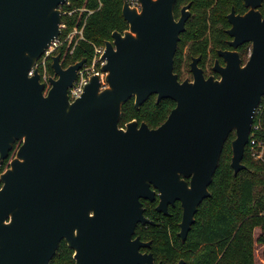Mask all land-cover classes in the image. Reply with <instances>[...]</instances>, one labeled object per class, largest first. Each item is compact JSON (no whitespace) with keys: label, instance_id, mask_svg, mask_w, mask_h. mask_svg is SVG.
Returning a JSON list of instances; mask_svg holds the SVG:
<instances>
[{"label":"water","instance_id":"95a60500","mask_svg":"<svg viewBox=\"0 0 264 264\" xmlns=\"http://www.w3.org/2000/svg\"><path fill=\"white\" fill-rule=\"evenodd\" d=\"M66 1L0 0V161L15 149L0 174V264H49L61 241L75 264H155L141 251L151 242L134 237L138 224H153L141 199L157 193L164 214L178 201L177 236L185 242L231 132L230 165L234 174L246 168L264 95V18L253 9L260 0H245L250 11L227 16L230 44L253 43L247 62L219 52L225 65L216 61L215 79L195 58L193 79L183 81L174 55L190 4L176 19L177 0H140V10L123 0L128 27L104 45L105 84L92 75L72 101L68 88L86 57L63 68L60 54L53 56L47 91L35 67L61 33ZM153 94L175 102L163 123L119 125L127 101L138 109Z\"/></svg>","mask_w":264,"mask_h":264},{"label":"trees","instance_id":"16d2710c","mask_svg":"<svg viewBox=\"0 0 264 264\" xmlns=\"http://www.w3.org/2000/svg\"><path fill=\"white\" fill-rule=\"evenodd\" d=\"M68 1L72 8L86 5L94 10L86 20L84 36L95 45H105L106 41L111 40L113 31L123 32L128 27L121 13L122 0H100V6L98 0ZM189 1L192 15L180 35L174 56L176 74H179L181 61V40L190 32L192 25L199 24L204 30L208 23H222L226 26L225 13L236 0H177V4L179 6ZM209 8L210 11L207 10ZM62 19L67 29L71 30L78 20V14L63 16ZM92 53L93 46L82 41L75 48L69 62H76L83 57L90 61ZM48 65L52 72L50 61ZM174 106L175 102L167 98L157 102L153 94L137 109L134 99H130L122 107L119 125L122 127L136 119L139 123H147L150 128H156L165 121ZM255 125H260V130L252 128V133L255 132L256 138L264 140V95L254 115ZM233 137L230 134L224 144L218 167L209 185L211 195L198 207L195 223L184 243L177 236L182 213L178 202L170 216H153L155 211L149 210L146 216L153 219L156 225L136 228V236L142 240H152L151 251L162 264H174L179 259H183L184 264H261L255 262V243L264 246V160H254L246 146L243 158L246 168L234 174L230 165V143ZM6 167V161H0V174ZM256 228L261 233L255 240ZM49 264H75L73 251L64 241L60 242Z\"/></svg>","mask_w":264,"mask_h":264},{"label":"flooded vegetation","instance_id":"af4514ba","mask_svg":"<svg viewBox=\"0 0 264 264\" xmlns=\"http://www.w3.org/2000/svg\"><path fill=\"white\" fill-rule=\"evenodd\" d=\"M187 4H190V7L188 8V10L190 12V16H189L188 20L190 19L191 15H192L191 2L190 1L187 2V3H181V4H179V6H178L177 1H176L175 7H174V15H175L176 19L180 18L181 9L184 6H186ZM232 9L234 10V14L235 15H240L241 16V15H244L248 11L251 10V5L246 6L245 5V0H236V1H234L230 5L229 10L225 13L226 21H227V25L226 26H223L222 23H216V24H209L208 23V25L206 26V28L203 31V33H201L200 35L195 36L194 38H196V39H194V40H192L190 42V44L188 45L187 49H185L183 47V45H182V48H181V51H180L181 61L179 63L180 66L178 67L180 75L177 73V75H178V77H179V79L181 81H183L185 79H188V80H192L193 79V72L191 71V62L195 58H199V60L197 62V66L202 70L203 75L206 78L212 76L215 79H220L221 78V75L217 71L214 70V65H215L216 61H218V64L220 66H224L225 65L224 58H223V56H221L219 54V52H228V53L237 54V56H238V58H239V60L241 62V65H244L247 62V60L249 59V57L251 55L252 48H253L252 41L243 42V43H241V44H239L237 46H233V45L230 44V42L233 41L234 38H233V36H231L228 33V30L231 28V23L229 22L227 16L231 12ZM253 9H254V11L259 12L261 17L264 18V0H260L259 4H257V6H255ZM207 10L210 11V8L207 9ZM188 20L186 21V24H187ZM186 24H185V29H186ZM177 49H178V45H177ZM184 72L187 75L183 76ZM230 134L234 135V137H233V139H234L235 138V133L231 132ZM230 134H229V136H230ZM229 136H228V138H229ZM233 139H231V142H232ZM14 151H15V149L10 152L8 159L4 160V161H6L7 167L9 166V160H11L12 159L11 157L14 156V154H13ZM141 202H142V206H143V209H144V216L148 220L152 221L153 224H150V223L138 224L137 227L138 226H145V228H148V225H152V226L156 225V223H155V221L153 219H150L149 217L146 216V213L149 210L153 209L155 211L156 214L152 213L153 216H159V217L160 216H170L171 213H172L171 211L173 210V207L176 206V203L178 201H176L174 204H169L167 206V208H166L167 214H164L163 212H159L156 209L157 204L159 202L157 193H156L155 199L153 201H150L148 199H141ZM181 216H182V213H181ZM134 237H136V231H135ZM138 237L140 238V236H138ZM142 241H145V242L146 241H150L151 244L147 248L146 247L142 248L141 251L142 252H151L153 254V252L151 251L152 240H142ZM154 259H155V264H158V263L162 264V261L161 260L158 261L155 258V256H154ZM180 260L181 259H179L174 264L178 263Z\"/></svg>","mask_w":264,"mask_h":264},{"label":"built area","instance_id":"2783aa9c","mask_svg":"<svg viewBox=\"0 0 264 264\" xmlns=\"http://www.w3.org/2000/svg\"><path fill=\"white\" fill-rule=\"evenodd\" d=\"M123 1V0H122ZM129 7L141 9L140 0H124ZM99 6L101 5L100 0H98ZM62 17L63 16H73L78 14V20L71 30L67 29V24L62 22L60 25L61 33L58 37L54 38L48 47L45 49L43 55L37 61L35 67L40 73V79L45 84V91L50 87L49 78L55 77L52 69L50 68L52 57L60 54V64L63 68H67L69 65L73 64L69 62V59L73 56L75 48L82 42H86L93 46V53L91 60L87 61L82 65V67L77 71V78L73 82V85L68 88V94L70 100H75L80 97L84 91L86 84L89 82V78L98 74L102 84H105L104 77L105 73L101 71V67L105 64V60H101V56L104 52V45H95L91 41H88L84 36V29L86 26V20L88 16L94 11L86 7V5L79 8L70 7V3L67 0L60 7ZM32 72H30L31 74ZM254 130H260V125L252 126ZM252 129L249 135L248 148L250 155L254 160H264V140H260L255 137V132L252 133Z\"/></svg>","mask_w":264,"mask_h":264},{"label":"rangeland","instance_id":"374dc122","mask_svg":"<svg viewBox=\"0 0 264 264\" xmlns=\"http://www.w3.org/2000/svg\"><path fill=\"white\" fill-rule=\"evenodd\" d=\"M195 26V27H193ZM200 25L199 24H196V25H192V27H188L190 28V32L187 33V35L181 40V43L183 44V47L185 49H187L188 45L190 44V42L196 38L195 37V34L197 35H200L201 33H203L204 29L201 27V30H200ZM187 75L185 72H184V75L185 76ZM13 154H15V151L13 152ZM12 158V157H11ZM10 158V159H11ZM10 162V160H9ZM261 233V230L259 228H256L254 230V239L256 240L259 235ZM255 262L256 263H261V264H264V246L261 245L260 243H255Z\"/></svg>","mask_w":264,"mask_h":264}]
</instances>
